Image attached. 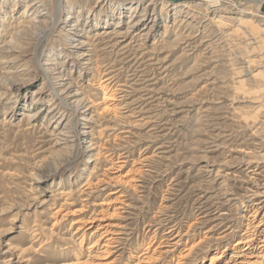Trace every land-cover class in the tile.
I'll list each match as a JSON object with an SVG mask.
<instances>
[{"label":"rangeland","instance_id":"374dc122","mask_svg":"<svg viewBox=\"0 0 264 264\" xmlns=\"http://www.w3.org/2000/svg\"><path fill=\"white\" fill-rule=\"evenodd\" d=\"M209 4L0 0V264L242 260L264 2Z\"/></svg>","mask_w":264,"mask_h":264},{"label":"bare ground","instance_id":"6f19581e","mask_svg":"<svg viewBox=\"0 0 264 264\" xmlns=\"http://www.w3.org/2000/svg\"><path fill=\"white\" fill-rule=\"evenodd\" d=\"M36 1V0H35ZM132 1H134V0H132ZM168 1V0H167ZM188 0H186V1H179V2H187ZM195 1V0H194ZM197 1H201V0H197ZM204 1H207V3L209 2L210 4V6H216L219 2H220V0H204ZM34 3V2H33ZM32 2H31V4H33ZM173 3H176V2H173ZM62 4V3H61ZM150 4V3H149ZM29 5V4H28ZM37 5V4H36ZM30 6V5H29ZM209 7V6H208ZM211 8V7H210ZM59 9H60V7H59ZM62 10V9H61ZM259 12V11H258ZM257 14V13H256ZM260 14V13H259ZM263 17V16H262ZM253 20V19H252ZM264 21V20H263ZM244 22H246V20L244 21ZM246 23H249V22H246ZM250 24H251V22H250ZM43 33H45V31H43L42 30V34ZM41 34V35H42ZM109 78V77H108ZM107 84V83H106ZM103 86V85H102ZM106 89H108L107 87H106ZM105 89V90H106ZM112 89V88H111ZM113 91V90H112ZM114 93V92H113ZM116 95V94H115ZM112 95L111 94H109V92H107V93H105V96H104V98H106V99H113L114 97H111ZM122 155V154H121ZM119 157H120V155H119ZM124 157V156H123ZM121 158V157H120ZM113 166V165H112ZM122 166V165H121ZM120 166V167H121ZM130 171V170H129ZM127 174V173H126ZM131 174V173H130ZM122 178V177H121ZM119 181V180H118ZM127 182V181H126ZM129 183V182H128ZM113 193H116V192H112L111 194H113ZM262 194H259V195H255V197L256 196H258V197H260ZM264 195V194H263ZM250 199H247V198H245V197H243V198H240L241 199V206L242 207H244L245 209L247 208L248 209V211L250 212L251 210H249V208H251L252 209V215L251 216H253V219H255L257 216H258V214H259V210L261 209L260 207H257V205H260V204H262V202H258V201H255V198H253V199H251L252 197L251 196H248ZM239 199V200H240ZM249 201L251 202L252 201V204H249ZM254 201V202H253ZM264 203V202H263ZM90 222V221H89ZM79 223V222H78ZM249 224V223H248ZM250 225V224H249ZM262 226H264V223L262 222V221H259L258 223H256V225L253 227L254 229L252 230V229H250V230H248V231H246V232H244V236L242 237V238H240L238 241H237V243H236V245H238L239 247H237L236 248V250H234L235 251V254H233L234 256L233 257H235V258H241L242 257V260H240V261H238V262H236V263H234V264H264V237L263 238H260L259 236L261 235V233H260V229H261V227ZM82 230V229H81ZM100 230V229H99ZM104 230V229H103ZM105 232V231H104ZM107 232V231H106ZM115 232V231H114ZM169 232V231H168ZM99 233V232H98ZM109 233H110V231H109ZM171 233V232H170ZM101 234V233H100ZM174 234V233H173ZM178 234V233H177ZM94 235V234H93ZM104 236V235H103ZM107 236H109V235H107ZM102 238V237H101ZM100 238V239H101ZM257 239H259V245L258 246H256L255 247V242H256V240ZM104 239H102L101 240V242H104L103 241ZM112 240H113V238H112ZM99 241L100 240H97L96 241V243H97V245L99 244ZM110 241H111V238H107L106 240H105V242L106 243H104L105 245H107L108 247L110 246ZM114 241V240H113ZM95 243V244H96ZM104 245V246H105ZM95 245L93 244L91 247H94ZM253 247H255V248H259V251L257 252V253H254L253 252ZM95 248H96V246H95ZM103 248V247H102ZM257 248V249H258ZM107 250V248L104 250V251H106ZM257 251V250H256ZM108 251H106L105 252V254L107 253ZM144 253V252H143ZM104 254V253H103ZM143 257H145V255L143 256ZM221 256L219 255V256H216V257H212L211 258V262L210 263H214L218 258H220ZM95 259V258H94ZM97 259V258H96ZM98 259H103V258H100V257H98ZM146 259V258H145ZM143 261H144V259H142ZM147 260V259H146ZM149 260V259H148ZM237 261V260H236ZM139 262H141V260L139 261ZM147 262H149V261H147ZM147 262H146V264H147ZM76 263H79V264H92L91 262H88V261H84V262H82V261H80V259H78L77 260V262H75V264ZM145 263V262H144ZM93 264H104V262H101V261H94L93 262Z\"/></svg>","mask_w":264,"mask_h":264},{"label":"water","instance_id":"95a60500","mask_svg":"<svg viewBox=\"0 0 264 264\" xmlns=\"http://www.w3.org/2000/svg\"><path fill=\"white\" fill-rule=\"evenodd\" d=\"M132 1V0H130ZM170 2H179V1H186V0H168ZM188 1H193V0H188ZM239 1H259V2H264V0H239Z\"/></svg>","mask_w":264,"mask_h":264}]
</instances>
